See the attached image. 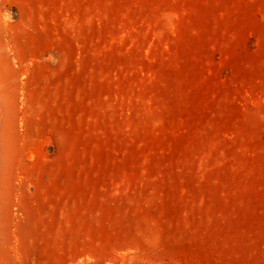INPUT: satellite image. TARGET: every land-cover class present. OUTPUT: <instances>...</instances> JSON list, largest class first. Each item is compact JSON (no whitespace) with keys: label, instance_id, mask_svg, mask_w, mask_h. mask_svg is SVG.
Segmentation results:
<instances>
[{"label":"rangeland","instance_id":"1","mask_svg":"<svg viewBox=\"0 0 264 264\" xmlns=\"http://www.w3.org/2000/svg\"><path fill=\"white\" fill-rule=\"evenodd\" d=\"M0 264H264V0H0Z\"/></svg>","mask_w":264,"mask_h":264}]
</instances>
